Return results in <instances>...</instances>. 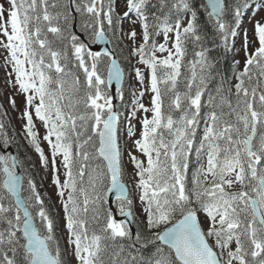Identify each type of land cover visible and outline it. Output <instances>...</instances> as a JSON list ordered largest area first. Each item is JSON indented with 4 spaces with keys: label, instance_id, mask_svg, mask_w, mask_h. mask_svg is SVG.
<instances>
[{
    "label": "snow or ice",
    "instance_id": "6c2138e0",
    "mask_svg": "<svg viewBox=\"0 0 264 264\" xmlns=\"http://www.w3.org/2000/svg\"><path fill=\"white\" fill-rule=\"evenodd\" d=\"M122 3L121 13L117 0H0V50L24 97L22 134L50 166L66 232L62 246L0 119V264H69L68 255L75 264H264V15L245 34L236 83L209 87L213 49H228L264 0ZM123 37L139 84L124 117L130 180L114 104L125 95Z\"/></svg>",
    "mask_w": 264,
    "mask_h": 264
},
{
    "label": "rangeland",
    "instance_id": "374dc122",
    "mask_svg": "<svg viewBox=\"0 0 264 264\" xmlns=\"http://www.w3.org/2000/svg\"><path fill=\"white\" fill-rule=\"evenodd\" d=\"M117 11L119 12H123L124 11V5L122 3V0H117ZM254 11V10H253ZM261 15H264V11L260 12L259 14H257L255 17H253L252 12H249L246 17L241 21L240 24V28L237 30L238 31V35L237 37L234 39V41H231L232 45H233V49H234V60L237 61L239 60L240 66L243 67V45L245 43V34L248 35L249 38H251L252 35V28H253V22H254V18L255 19H259V17ZM123 30L126 32L129 30L130 24L129 23H125L122 25ZM136 30L139 33L140 32V28L137 25L136 26ZM139 35L137 37V39L139 40ZM162 40L161 38H158ZM123 40L125 42V44L127 45L128 49L131 50V42L126 38L123 37ZM3 50H0V84L2 86V90H3V94H4V100H5V105L8 107L14 122L17 126V128L23 132V121L21 120L20 116H21V112L24 109V97L22 95L16 94L15 91L13 90V88L11 87V85L8 83V75L7 73L11 71L10 67L6 68L4 66V59H3ZM131 68H130V73L128 74L127 77V88H128V92H129V105L127 107V111L125 112L124 117L128 116L129 113L131 112V102H132V96L131 93L133 90L135 89H139V84L138 81L135 78V74L132 71V68L134 65H136V60L135 58L132 59L131 61ZM147 75V73H146ZM147 83V81H146ZM11 99H15L16 101V106L13 107L10 103ZM150 99H151V94L150 93H146L145 96L143 97V103L145 104V106H150ZM138 115H143L142 113H138ZM150 115V114H149ZM123 117V127H122V133H121V140H122V144L124 145V151H123V163L125 165V168L127 170V173L129 174L128 177L131 179V173L133 171V166L128 162V150L131 149V140L128 137V122L127 120ZM133 123L136 124V128L137 130L140 128V124L138 121H133ZM37 127L39 128V122H37ZM41 135L43 134V129L39 128ZM41 146L44 148L45 152L48 153V147L47 144L44 142H41ZM37 156V161H38V165H39V174L42 180V183L45 185L48 193L50 194L55 207L58 209V211L60 212V223H61V228H62V233H63V237L64 240L66 242V232L63 228V211L62 208L60 206V202H59V198L56 194V189L54 187V185H52L51 183V176L52 173L50 171V166L49 169H45L39 160L38 155ZM137 215L140 216V213L137 212ZM72 263L75 264V261L73 260V258L71 257V255H69Z\"/></svg>",
    "mask_w": 264,
    "mask_h": 264
},
{
    "label": "trees",
    "instance_id": "16d2710c",
    "mask_svg": "<svg viewBox=\"0 0 264 264\" xmlns=\"http://www.w3.org/2000/svg\"><path fill=\"white\" fill-rule=\"evenodd\" d=\"M196 4L197 5L199 4V0H196ZM75 28L78 34L80 33L83 35V33L80 31L79 22L75 24ZM116 52H117V55L120 57L122 66L125 67L126 75L128 76V74L130 73L131 64L128 63L125 57H129L130 50L128 49L123 39L121 43V48L117 49ZM211 56L213 58V63H214V67L212 71H213V74L216 76V79L213 80L209 84V87L214 88L215 85L221 79H225L229 82V84L234 85L236 83L234 71L236 68H239L242 70V67L240 65L239 66L235 65L234 49H233L232 43L230 42V46L228 49H225L224 47L214 48L211 53ZM129 58L132 61L133 58L132 57H129ZM225 87H228V84H226ZM124 89H125L124 101H120L117 99L114 102V104L116 105L117 110L123 112L125 115V112L127 111V107L129 105V92L127 88V81H125ZM0 105H2V107H0V119H2L3 122L6 124L8 133L10 135H13L15 138V142L13 143L11 149L13 150L15 155L19 156V158L25 162V165L27 166L28 174H30L34 178L35 182L38 184L39 191L43 194L44 199L46 200L47 206L50 208L51 214L56 219V223L60 229V235L62 237V241H61L62 246H66L63 233H62L63 231L61 228V223H60V212L55 207V204L50 194L48 193L45 185L42 183V180L39 174V165H38L36 153L31 147H29L28 142L24 139L22 131H20L17 128L8 107L5 105L4 94H3L1 84H0ZM122 105H126V107ZM124 115L121 117L120 139H121ZM120 144H121V148L123 149L124 146L122 144V140L120 141ZM128 179L130 180L129 177ZM137 218L141 219V217L138 215H137ZM136 227L137 225L134 222L135 231H136ZM65 259L69 261V264H73L69 255L66 256Z\"/></svg>",
    "mask_w": 264,
    "mask_h": 264
},
{
    "label": "water",
    "instance_id": "95a60500",
    "mask_svg": "<svg viewBox=\"0 0 264 264\" xmlns=\"http://www.w3.org/2000/svg\"><path fill=\"white\" fill-rule=\"evenodd\" d=\"M81 37H82V35H81ZM104 47H105V45H94V46H93V50L102 51ZM114 89H115V86H114V88H113V91H114ZM8 151L10 152V154L15 155V153L13 152V150H12L11 148H10ZM113 203H114V197H112V198L110 199V204H111V206L113 205ZM115 218H116L118 221L125 220V218H124V217H121V216H120V217H117V216L115 215ZM129 226L132 228L133 232H135V231H134L133 222L130 223Z\"/></svg>",
    "mask_w": 264,
    "mask_h": 264
}]
</instances>
